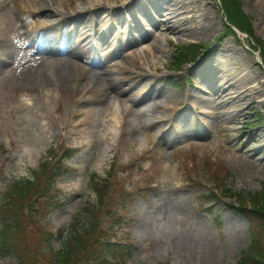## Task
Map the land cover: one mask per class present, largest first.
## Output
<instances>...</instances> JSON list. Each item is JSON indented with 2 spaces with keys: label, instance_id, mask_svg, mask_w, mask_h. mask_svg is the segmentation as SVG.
Wrapping results in <instances>:
<instances>
[{
  "label": "rangeland",
  "instance_id": "obj_1",
  "mask_svg": "<svg viewBox=\"0 0 264 264\" xmlns=\"http://www.w3.org/2000/svg\"><path fill=\"white\" fill-rule=\"evenodd\" d=\"M240 1L252 16L255 35L264 45L262 3ZM207 2L212 10L209 34L178 39L176 34L161 30L157 32L160 52L156 41H141L138 47L126 50V72H119L115 65L108 67L114 74L113 85L129 87L147 71L162 75L161 93L168 90L177 96L169 106L150 108L151 99L139 101L144 88L112 91L109 81L91 83L89 70L93 66L86 63L84 70L82 59L68 66L64 85L52 73L54 63L64 59L62 54L10 57L0 50V58L8 60L0 75V162L10 156L9 164L0 163V177H29L47 152L57 153L65 146L79 149L70 161L73 171L59 180L64 205L49 215L54 229L83 219V206L96 200L90 176L104 177L118 157L123 181L131 189L129 208L123 214L125 222L116 228L120 240L132 243L128 264H239L252 237L248 222L228 204L238 203L234 194L255 193L264 186V153L257 149L254 139L256 131L264 138V90L256 94L255 104H243L242 113L237 115L227 107L210 113L190 99L191 85L198 77L194 65L212 56L216 59L210 71L217 81L222 70L236 72L242 67L248 84L259 86L264 83V67L243 40L244 34L238 33L243 43L225 32L218 1ZM13 37L14 33L8 40L15 45ZM190 42L203 44L202 53L175 68L176 47ZM228 46L243 54L245 65L232 63L231 53L225 51ZM0 48H5V43ZM91 49L83 43L77 48L84 56ZM29 71H41V75L22 79V74ZM97 98L103 99L105 110L94 124L92 111L81 101ZM114 110L118 123L113 129ZM21 120L33 127L30 140ZM214 176L219 177L220 189L226 186L231 190V196L202 199L214 186ZM2 178L0 187L4 185ZM61 235L53 238L55 249L62 245ZM0 264H17V260L12 254L0 253Z\"/></svg>",
  "mask_w": 264,
  "mask_h": 264
},
{
  "label": "bare ground",
  "instance_id": "obj_2",
  "mask_svg": "<svg viewBox=\"0 0 264 264\" xmlns=\"http://www.w3.org/2000/svg\"><path fill=\"white\" fill-rule=\"evenodd\" d=\"M260 2L264 7V0ZM211 13L207 0H0V44L5 43V48L0 50L10 57L19 54L27 57L40 53L62 54L64 59L54 63L52 73L59 77L64 85L68 66L75 65L74 62L82 59L84 70L87 69L86 63L93 66L89 70L91 83L109 81L112 91H122V87H128V84L113 85L114 74L108 67L115 65L119 72H125L128 61L126 50L130 46L138 47L139 42L145 43L152 39L156 41L154 44L160 52L158 38L154 37L155 33L161 30L176 34L178 39L200 38L211 30L212 25L208 20ZM52 17L55 20H50ZM12 33L15 45L9 44L8 37ZM77 37L78 41L74 42ZM112 38L114 40H111ZM80 43L89 45L92 51L88 50L84 56L77 50ZM145 49H149V46H145ZM225 51L231 53L233 64H240V67L247 62L243 54L237 52L234 47L228 46ZM215 59L216 57L212 56L209 61H204L203 64L198 61L194 65L198 77L191 85L190 99L208 108L210 113L227 107L232 113L240 115L243 104H255L256 94L258 96L264 90V83L259 86L249 85L247 74L243 73L242 67L236 72H231L230 69L222 70L217 81L210 71ZM6 62V57L0 58V75L2 65ZM22 75V79L30 80L29 76L36 78L41 75V71L24 72ZM138 76L139 80L128 88H144L139 101L151 99L150 108L169 106L170 103L176 102V94L168 90L161 93L163 85H159V80L162 75L147 71ZM81 102L92 111L95 124L105 110L103 99H84ZM115 111L112 114L113 129L118 123V114L114 115ZM216 116L217 114L213 115ZM79 121L76 120V123ZM21 127L26 132V138L30 140L33 127L23 120ZM254 139L257 149L264 153L262 133L256 131Z\"/></svg>",
  "mask_w": 264,
  "mask_h": 264
},
{
  "label": "trees",
  "instance_id": "obj_3",
  "mask_svg": "<svg viewBox=\"0 0 264 264\" xmlns=\"http://www.w3.org/2000/svg\"><path fill=\"white\" fill-rule=\"evenodd\" d=\"M221 4L228 22L248 34L254 49L260 48L264 64V47L254 36L251 17L243 12L239 0H221ZM227 29L234 33L229 26ZM189 54L196 57L198 49L190 45L180 50L184 58ZM73 155V150L64 148L57 160L44 159L39 170H32L29 177L4 179L0 189L1 254L15 255L18 264H110V258L116 260L125 253L111 238L113 227L121 223L118 211L128 205V194L117 183L108 188L107 180L92 183L98 202L83 208L86 222L77 219L67 228L61 248H51L53 232L45 218L57 204L56 176L63 169L61 160ZM238 202L231 208L248 221L253 239L239 264H264V188L261 193L238 195Z\"/></svg>",
  "mask_w": 264,
  "mask_h": 264
}]
</instances>
